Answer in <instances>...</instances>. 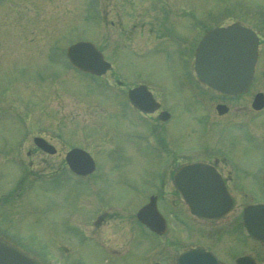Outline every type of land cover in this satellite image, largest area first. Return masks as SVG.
Instances as JSON below:
<instances>
[{
	"label": "rangeland",
	"instance_id": "1",
	"mask_svg": "<svg viewBox=\"0 0 264 264\" xmlns=\"http://www.w3.org/2000/svg\"><path fill=\"white\" fill-rule=\"evenodd\" d=\"M187 9L196 13L193 21L205 23L181 19ZM235 22L264 38V0H0V225L45 264H152L171 251L179 223L159 236L136 217L153 192L154 182L143 179L159 165L148 152H127L124 100L114 89L134 80L149 82L176 113L166 127L182 148L210 142V150L235 156L252 175L264 171V116L238 126L248 122L219 117L216 98L199 96L198 104L187 98L190 87H202L185 69L188 50L208 26ZM81 39L96 42L112 69L101 77L71 69L65 51ZM261 61L264 66V43ZM257 86L264 89L262 71ZM112 107L115 117L108 115ZM207 114L214 118L208 123ZM110 131L120 134L111 144ZM36 135L61 152L87 148L100 165L97 173L76 178L61 155L35 153ZM166 181L161 193L169 199L173 186ZM161 204L171 220L170 206ZM197 223L201 230L207 224Z\"/></svg>",
	"mask_w": 264,
	"mask_h": 264
},
{
	"label": "flooded vegetation",
	"instance_id": "2",
	"mask_svg": "<svg viewBox=\"0 0 264 264\" xmlns=\"http://www.w3.org/2000/svg\"><path fill=\"white\" fill-rule=\"evenodd\" d=\"M174 12L179 13L178 10H175ZM179 14L181 19L186 17L191 20L190 23H193L192 17L195 15V13L192 10H182ZM199 21L205 23L200 19L197 21V23ZM155 22L156 24L154 28L157 35V21ZM158 22V27L160 29L163 21ZM261 39H263V37H261ZM197 42H199V39H197ZM194 50L195 48L193 47L192 49L188 50L189 53L184 62L186 71L191 73L193 76L196 75L194 70ZM186 64H188L189 71L186 68ZM260 71L264 72V66H262L261 56L259 55L252 83L246 92L234 95L225 94L208 87L203 82H200L202 87H190V89L187 88L190 92L188 93L187 98L194 104L200 103L199 96H206L210 99L216 98L215 100H217L219 103H225L229 107L227 112L218 114L219 117L237 116L238 118H241V116H243L246 119V122H248L246 124L242 122L245 126L256 124L258 122V117L264 116V107L261 109H255L252 106V102L256 93L259 90H263L258 86L256 87V79ZM195 77L197 78V75ZM123 83L124 81H119L120 85ZM142 83L145 82H136V80H134L130 84L127 83L125 88H122L123 86L119 87L120 90H118V93H115L116 98H119L120 94L124 100L121 102V107L123 110V121L126 122L128 128L122 132V135H126L127 137L126 139L129 148L127 152H130V155L137 153L141 155L148 152L152 155L149 157L154 160L155 164L157 163L159 165L158 168L156 166L157 170L153 177L143 179L145 184H153L154 182L150 188L153 190V192L147 197L145 203L149 201L151 196L155 195L159 205H162L161 203H163L165 205L169 204L175 206L182 216L187 218L192 225L191 229H186L183 231V229L180 227L181 231H171L172 237L175 238V240H172L173 243L170 248L171 251H162L157 258V263L169 264L165 259L166 256H168L170 258L171 264H184V262H189L188 264H264V224L262 228L258 229L261 237H257V235H252L249 233L244 225V210L246 206L264 205V171H260L259 173L252 175L251 171H248V169L243 168L240 165V162L235 156L220 151L215 152V150H210V142H201V144H198V147L190 145V148L189 146L182 148L180 145H178L177 140L174 139V134L169 132L166 127V123L172 121L176 113L171 109V116L167 120L161 119V111L163 109L169 110L170 108L165 100L160 97L157 89H154L149 84V82L145 83L147 84L149 90H151L153 93L152 98H155L156 100H152L149 95L140 98L143 108L149 109L148 111L131 102L128 95L130 88ZM181 91L182 94L185 95L184 90L181 89ZM157 101L160 103V107L158 109ZM110 110L111 111L108 113V115L115 117L112 111L113 107ZM209 110L210 115H214V113H211L213 111H211V109ZM213 119L214 118H210L208 116L205 120H207L208 123L209 120ZM217 121L218 118L211 123H217ZM132 125L138 128L134 130V132H129L131 131ZM119 135L120 134L118 133L113 134V131H110L108 134L109 144L112 143L111 138L117 137ZM33 147L35 148V153L41 152L48 156H56L57 154L61 155L63 158L61 163L63 165L66 164V150L61 152L59 151V148H57V152L51 154L42 151L35 144ZM26 153L30 155L33 153V150H28ZM196 161L211 165L222 175L225 184L227 185L229 193L233 199V205L232 208L223 216L217 218H203L191 213L186 215L184 213L185 211L178 207H188V203L177 187V183L183 181L185 177L177 176V178H175V174L183 165ZM53 163L54 162L48 161L47 165L52 167L54 165ZM96 163L98 169L100 165L97 159ZM63 165L59 166V168H61ZM64 167L62 168L64 169ZM162 175H164V179H162ZM168 179H170L171 185L173 186V192L169 194V199H166V195L161 193V189L168 185L166 181ZM163 181L166 182L163 183ZM256 181H258L257 184L251 183ZM254 220L258 219H252V221ZM261 220L264 222V216L261 218ZM0 221L2 220L0 219ZM179 221L180 219H175L174 223L180 224L181 221ZM199 221L207 223L206 225H203L202 230L199 228L197 223ZM201 234L203 237L210 239L212 244L205 242V238L202 239L200 237ZM0 237H4L13 241L15 240L13 232L8 228L2 227L1 225ZM226 239L228 240L226 241ZM178 241L180 242V246H177ZM189 250H191V252L194 251V253L186 257L183 256V254Z\"/></svg>",
	"mask_w": 264,
	"mask_h": 264
},
{
	"label": "water",
	"instance_id": "3",
	"mask_svg": "<svg viewBox=\"0 0 264 264\" xmlns=\"http://www.w3.org/2000/svg\"><path fill=\"white\" fill-rule=\"evenodd\" d=\"M259 39L256 32L241 24L210 29L201 39L196 53V69L199 76L210 85L228 93H239L247 89L251 83L255 62L258 55ZM67 55L76 67L101 74L110 67L103 54L91 41H79L72 44ZM141 92L151 97L145 85L130 91L134 98ZM254 105L262 107L264 97L259 93ZM158 107V103H157ZM221 112L225 106L219 105ZM35 142L44 150L54 152L55 148L45 139L36 137ZM71 168L80 174L90 173L95 169V161L89 152L82 148H72L67 154ZM201 165L193 164L178 173L184 176V182L178 187L190 204L193 213L206 217L219 216L227 212L232 200L222 181L217 179L213 171L201 170ZM251 211H260L257 207ZM139 219L156 232L165 231L166 221L157 208L156 199H152L137 213ZM250 229V226L248 227ZM191 253L187 254H192ZM186 254V255H187ZM185 255V256H186ZM188 256V255H187ZM0 264H42L40 259L31 255L11 241L0 238Z\"/></svg>",
	"mask_w": 264,
	"mask_h": 264
}]
</instances>
